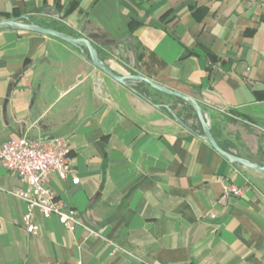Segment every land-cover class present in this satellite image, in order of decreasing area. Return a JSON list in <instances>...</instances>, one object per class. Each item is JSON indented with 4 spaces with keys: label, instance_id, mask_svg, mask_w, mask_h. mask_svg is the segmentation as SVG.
I'll return each instance as SVG.
<instances>
[{
    "label": "crops",
    "instance_id": "obj_1",
    "mask_svg": "<svg viewBox=\"0 0 264 264\" xmlns=\"http://www.w3.org/2000/svg\"><path fill=\"white\" fill-rule=\"evenodd\" d=\"M30 18L194 98L224 151L264 166V0H0V21ZM132 86L147 100L80 49L0 30V145L65 139L71 173L47 186L81 223L37 211L28 234L26 184L0 163V264H264V175L216 152L179 99ZM228 185L242 196L222 202Z\"/></svg>",
    "mask_w": 264,
    "mask_h": 264
},
{
    "label": "built area",
    "instance_id": "obj_2",
    "mask_svg": "<svg viewBox=\"0 0 264 264\" xmlns=\"http://www.w3.org/2000/svg\"><path fill=\"white\" fill-rule=\"evenodd\" d=\"M0 163L7 172L26 184L25 189L16 191L14 195L26 204L23 225L28 234L40 233L37 211L44 218L56 216L70 232L81 225L75 211L68 209L47 186L52 174L66 181L71 173V148L65 139L43 141L22 137L11 140L0 145ZM73 181L75 184L80 182L76 177ZM242 193L237 186L228 185L221 201L229 202L241 197Z\"/></svg>",
    "mask_w": 264,
    "mask_h": 264
},
{
    "label": "water",
    "instance_id": "obj_3",
    "mask_svg": "<svg viewBox=\"0 0 264 264\" xmlns=\"http://www.w3.org/2000/svg\"><path fill=\"white\" fill-rule=\"evenodd\" d=\"M45 11L48 16L51 17H57V15L53 14L51 12V8L49 7H44L36 10V13L39 14L41 12ZM5 29H12L16 31H26V32H32V33H37L41 34L46 37H52L56 38L58 40H61L69 45H71L74 48L80 49L82 53L86 56L89 57L91 63L93 66L98 69L100 72H102L105 76L108 78L112 79L116 83L120 84L121 86L127 88L128 90L132 91L139 97L146 99L141 93L137 92L133 88V84L135 83H144L154 90L161 92L163 94L175 97L186 104H188L194 111L195 115L198 118V121L202 127L203 133H204V139L212 146V148L218 152L222 157L227 159L231 164H237L240 165L246 169L256 171L262 175H264V166L253 163L252 161L248 159H244L241 157H238L234 154L228 153L224 151L218 144L217 140L214 138L212 132H211V127H210V122L206 118L205 111L201 104L195 100L192 97L185 96L183 94H180L178 92H175L165 86H162L148 78L142 75H118L115 72H113L107 64L101 60L99 53L97 51V48L95 46V43L92 42L91 40L80 37V38H74L69 36L68 34L64 32H60L51 28H46L43 26H40L34 22H29V19L26 21L21 20V19H8V20H2L0 21V30H5ZM102 45H107L105 43H102ZM147 100V99H146ZM169 113L175 118L176 122L180 124L181 126L187 128L185 124L178 119L175 114L168 109Z\"/></svg>",
    "mask_w": 264,
    "mask_h": 264
},
{
    "label": "trees",
    "instance_id": "obj_4",
    "mask_svg": "<svg viewBox=\"0 0 264 264\" xmlns=\"http://www.w3.org/2000/svg\"><path fill=\"white\" fill-rule=\"evenodd\" d=\"M29 22H34V23H35V21L32 20V18L29 19ZM36 24H38V23H36ZM39 25L45 27V26L42 25V24H39ZM47 28H51V29H54V30H57V31H60V32H63V31H64V33L68 34L69 36L72 35L69 31L62 30L61 28L56 27V26H49V27H47ZM71 37H74V36H71ZM87 57H88V56H87ZM88 59H89V57H88ZM89 60H90V59H89ZM179 102L184 106V108H185L187 111H189L191 114H193V115L196 117V115H195L193 109H192L188 104H185V103H184L183 101H181V100H179ZM203 109H204V111H205V114H207V109H206L205 107H203ZM178 117L181 118L180 115H178ZM196 118H197V117H196Z\"/></svg>",
    "mask_w": 264,
    "mask_h": 264
}]
</instances>
